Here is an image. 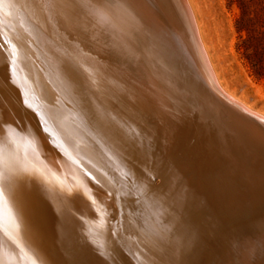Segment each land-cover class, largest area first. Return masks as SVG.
Wrapping results in <instances>:
<instances>
[{
	"label": "bare ground",
	"instance_id": "bare-ground-1",
	"mask_svg": "<svg viewBox=\"0 0 264 264\" xmlns=\"http://www.w3.org/2000/svg\"><path fill=\"white\" fill-rule=\"evenodd\" d=\"M87 1L90 7L94 2L107 3V0ZM126 1L130 7L135 8V13L125 11L124 6L126 5L123 4ZM183 1L189 10L213 79L221 92L240 109V118L225 117L208 110L192 99L165 63L149 58L148 49L151 43L147 31L155 28L160 19L155 13H150L145 0H110L114 6L106 7L103 12L105 14L100 16L101 19L105 17L109 20L110 24L106 27L111 30L110 34L114 38L113 47L121 51V55L110 53L107 50L111 45L108 44L106 37H103L106 31L102 28L96 32L97 35L90 36L89 47L86 50L102 64L139 68L143 71L145 92L154 101L156 108L151 115H142L133 121L134 133L147 140L158 128L164 144H171V147H176L173 143L185 133L193 136L191 144L207 145L211 152L212 157H209V160H212L211 164L217 165L219 169L207 176L205 187L196 192L197 195L191 202L204 205L209 208L210 214L228 220H225L227 221L225 241L217 248L216 257L206 259L205 264H246L248 261L260 264L261 253L264 252V113L252 109L227 90L224 84H221L190 1ZM27 10L21 9L12 0H0V153L3 151L10 129L13 130L15 125H18L13 110L21 105V99H26V102H31L30 111L27 114L23 112L21 118L22 116L25 118L28 132H36L41 145H46L42 147L37 143L31 144L30 159L34 162L44 161L50 164L60 153L54 145V140L63 142L68 151V179L64 188L59 189L56 213L45 222L42 216H29L25 220L17 221V218L12 216L11 205L0 198V238L5 241L4 254L7 259L5 264H49L50 259L61 257L59 252L48 246L47 239L49 238L56 247L66 239H75L78 245H72L71 254L86 250L95 258L97 257L96 259L102 264H109L105 262L104 249L113 225L111 220L115 214L113 216L110 214L109 201L112 199L107 198L111 187H109V181L104 179L102 170L93 160V156L101 150L98 147L95 148L85 136L84 139L81 137L79 142L71 145L66 142V133L70 129V124L67 122L65 110L59 105L57 110L54 109L55 111L51 114L47 102L50 92L48 91L49 82L54 84L55 91L53 92L57 93L60 98L62 97L80 119L85 122L92 115L95 123L99 125L100 122H97L96 116L94 117L91 113L93 106L80 90L81 86H73L66 82L65 75L55 65L56 57L49 54L42 45L39 34L45 29V25L39 16L35 18L38 15L37 12L35 11L34 17ZM91 10L96 13L95 8L91 7ZM70 32L72 35L75 34L73 28ZM110 34L109 37H111ZM29 73L34 75V80L26 82V76ZM121 101L118 103V108L125 107L121 105ZM100 106L102 109V105ZM210 128H214V133L223 146L221 149L224 153L221 150L220 154L219 150L207 144ZM85 132V135L88 134ZM98 133L99 136L93 132L90 135L95 140H107L103 131H98ZM165 137H167V142H165ZM112 139L111 137V141ZM115 151L118 152V148ZM50 155L55 158L51 157L53 160H50L48 158ZM1 168L2 166H0V186L3 176ZM235 177L237 179H234ZM169 179L171 176L166 181L167 185ZM166 184L156 186L153 188L154 193L138 198L140 205H135L129 224L132 226L138 245L143 248L144 252L158 253V256H147L155 264H159L158 257H163L165 264H168L169 258L175 260L176 264H189L191 257L186 259L187 253L185 254L183 249H180V243L174 240L173 236L168 233V229L160 225L158 221L149 218L152 210L159 211L164 204L174 202L164 195ZM241 186L242 189H238ZM112 195L114 194L112 193L110 197ZM116 208L118 210L120 205ZM182 222L181 230L186 232L187 240V243L184 242L188 245L195 235L191 228L192 220L186 218ZM207 222L210 221L207 220ZM146 247L147 251L144 249ZM128 259H130L129 264H136L130 256Z\"/></svg>",
	"mask_w": 264,
	"mask_h": 264
},
{
	"label": "rangeland",
	"instance_id": "rangeland-1",
	"mask_svg": "<svg viewBox=\"0 0 264 264\" xmlns=\"http://www.w3.org/2000/svg\"><path fill=\"white\" fill-rule=\"evenodd\" d=\"M12 1L21 9H28L27 11L30 12L31 16L35 17L37 12L38 15L35 18L39 16L45 25V29L39 34L42 45L49 54L56 57L55 65L65 75L66 82L73 86H81L80 90L83 91L93 106L91 113L94 114V117L96 116L97 122H100V131L105 133L103 135H105L106 141L95 140L90 134L85 135L84 121L72 112L70 105L62 97L60 98L57 93L53 92L55 91L53 89L54 84L49 82L48 91L50 92L47 102L50 112L52 114L59 105L65 110L67 122L70 124V129L67 133L65 132L66 142L71 145L79 142L82 138L84 139L85 136L95 148L98 147L101 150H99L100 153L93 156V160L102 170L104 179L109 181V187L111 186L107 195L109 200L112 199L109 201L111 205L110 214L118 216L117 218L113 216L111 220L113 225L109 232L110 235L108 234V239L112 240L107 239L105 244V262L129 264L130 259L128 257L130 256L136 264H148L149 261L151 262L149 264H155L147 256H158V253H152L153 255L145 253L143 248L138 245L132 226L129 224L134 207L139 204L138 198H141L148 191V187L141 179L144 175L145 166L153 169L157 177L163 176L164 185L171 176L169 184L164 187V195L166 198L174 200L173 203L164 204L159 211L152 210L149 218L158 221L160 225L168 229V233L180 243V249H183L185 254L187 253L186 259L191 257L192 262L189 259V264H205L206 259L215 258L217 248L225 241L227 231V221L225 220L228 219L210 214L209 208L195 204L191 200L195 199L197 191L203 190L207 176L219 167L211 164L212 160L210 161L209 157H212V154L207 145L190 143L193 140L192 135L183 133L173 143L176 144V147H171V144H164L158 128L151 133L147 140L141 139L137 133L133 132V121L142 115H151L156 108L154 101L145 92L143 71L139 68L132 69L119 67L115 64H102L86 50L89 47L90 36L97 35L96 32L102 28L106 31L103 37H106L108 44L111 45L107 50L110 53L121 55L122 52L113 47L114 38L110 34L111 30L106 27L110 24L109 20L105 17L101 19L97 13H94L87 0ZM189 1L221 84H224L227 90L252 109L264 113V78L257 79L252 75L248 62L242 55L243 50L239 48L241 40L245 38V33H238L236 30V21L240 16V10L235 0H232L234 2L231 4L229 0ZM261 5L264 8V0L261 1ZM250 10H254V8L251 7ZM261 16L264 20V11ZM72 28L75 31L74 35L70 32ZM131 54L135 56L134 53ZM69 60L76 65L77 69L71 77L64 71ZM33 76L29 73L25 81H33ZM120 101L121 105L125 106L124 108H118ZM30 104L31 102H26V99H21V105L13 110L18 125H15L13 130L10 129L6 136L4 152L0 153V166H2L3 171L0 198L11 205L12 216L17 218V221L25 220L29 216H42L45 222L56 213L59 189L64 188L68 179V151L63 142L54 140V145L60 153L57 154L56 158L52 155L48 157L50 160L55 158L53 162L49 164L44 161L34 162L30 159V145L42 144L39 142L36 132H28L25 118L23 116L21 118L23 112L27 114L30 111ZM100 105H102V109ZM210 130L207 144L212 145L220 152L223 146L219 143L214 128H210ZM111 137L115 141L113 139L111 141ZM111 144L112 146H110ZM41 146L46 147V145ZM117 148L118 152L115 151V153L114 150ZM223 153L222 155H224ZM259 170L261 171V169ZM159 185L162 184L158 178L153 180V188ZM238 189H242V186ZM112 193L115 195H112L114 199L110 197ZM116 207L119 209L117 210ZM186 218L192 220L191 228L195 232L192 241L189 242L191 245L186 244V232L181 230V222ZM207 220L210 222L208 223ZM206 235L207 237H205ZM47 240L48 246L61 254V257L50 259L49 264H102L96 259L97 257L95 258L86 250L71 254L72 245H78L75 239H66L58 247L52 244L50 238ZM4 247L5 241L0 238V264L7 263ZM144 249L145 251L148 250L147 247ZM197 258L199 259L197 260Z\"/></svg>",
	"mask_w": 264,
	"mask_h": 264
},
{
	"label": "water",
	"instance_id": "water-1",
	"mask_svg": "<svg viewBox=\"0 0 264 264\" xmlns=\"http://www.w3.org/2000/svg\"><path fill=\"white\" fill-rule=\"evenodd\" d=\"M145 2L150 13H155L160 19L155 28L147 31L151 43L149 49L147 48L150 52V54L147 52L149 58L165 63L192 99L208 110L225 117L240 118V109L221 92L213 79L185 2L183 0ZM127 3L128 1L123 4L126 5L125 11L135 13V8ZM84 129L88 134L93 132L99 136L100 128L92 115L85 120Z\"/></svg>",
	"mask_w": 264,
	"mask_h": 264
},
{
	"label": "trees",
	"instance_id": "trees-1",
	"mask_svg": "<svg viewBox=\"0 0 264 264\" xmlns=\"http://www.w3.org/2000/svg\"><path fill=\"white\" fill-rule=\"evenodd\" d=\"M261 1L263 0H235L240 10L236 30L238 33H245L239 48L243 50L242 55L257 79L264 78V20L261 16L264 8ZM229 2L231 4L234 1ZM251 7L254 10H250Z\"/></svg>",
	"mask_w": 264,
	"mask_h": 264
},
{
	"label": "snow or ice",
	"instance_id": "snow-or-ice-1",
	"mask_svg": "<svg viewBox=\"0 0 264 264\" xmlns=\"http://www.w3.org/2000/svg\"><path fill=\"white\" fill-rule=\"evenodd\" d=\"M86 7L88 5H85ZM114 5L111 4L110 0H107V3H101V2H94L91 7L95 8L97 15L99 16H103V12L105 10L106 7H113ZM76 65L72 63L71 60H69L67 62V66L64 69V71L69 75V77H71V75L76 71ZM141 139H143V136L141 137ZM165 142H167V137H165ZM159 179L161 184H163V180L164 177L160 176L157 177L154 174L153 169L148 168L147 166H145V171H144V175L141 177L143 183L145 185H147L148 187V193H154V189H153V180L155 179ZM148 193H145V195H148ZM159 261V264H165V260L163 257H158L157 258ZM168 264H176L175 260L169 258L168 260ZM246 264H254V262L252 261H248L246 262ZM260 264H264V252L261 253V259H260Z\"/></svg>",
	"mask_w": 264,
	"mask_h": 264
}]
</instances>
